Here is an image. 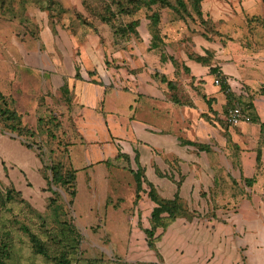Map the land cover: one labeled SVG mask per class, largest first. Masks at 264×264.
I'll list each match as a JSON object with an SVG mask.
<instances>
[{"label": "rangeland", "instance_id": "374dc122", "mask_svg": "<svg viewBox=\"0 0 264 264\" xmlns=\"http://www.w3.org/2000/svg\"><path fill=\"white\" fill-rule=\"evenodd\" d=\"M248 5H252V9L246 8ZM202 8L211 28L222 31L225 36L220 38L222 34L216 36L211 31L208 34L226 46V51L241 50L243 54L240 55L243 56L247 52V45L251 46L248 30L257 28L264 33V27L259 26L258 21H251V16L264 18V3L260 0H203ZM159 11L161 32L166 45L150 48L151 36L147 30L148 20L144 10L133 16H124L120 22L115 20L116 25H124L132 19H140L137 33L120 35L114 32L111 24L91 17L83 0H0V91L8 98L10 108L21 115L22 123L36 130L35 136L25 138L32 144L40 145L45 157L62 163L66 168L72 165L79 170L76 176L78 197L75 203L77 206L80 204L81 210L76 209L75 205L70 207L68 196L58 188L56 223L43 217L39 219L33 211H30L33 216L28 217V211L21 205L25 212L13 215V228L5 233L0 232V239L10 235L20 246L21 264H47L41 256L32 254L24 234V227L28 225L39 231L41 220L48 229L66 228L65 223H74L81 232L79 254L83 259H100L104 264H119L117 258L130 263L177 264L169 261V248L165 241L167 229L163 233L161 228L156 231V235L161 233L162 236L154 249L147 246L143 229L149 227V216L154 204L145 192H141V199L136 206L132 203L135 182L130 169H136L134 153H131L128 161L123 157L115 158L122 146L117 147L113 153L110 149L101 151V156L108 158L109 164L102 165L107 173L96 187L91 186L85 170L88 160H92L94 165L105 161L94 159L98 152L93 149V143L88 141L91 136L99 139L106 136L102 124L91 116L94 114L100 118V112L107 110V129L111 134L121 136L128 119L129 105L138 102L135 101L138 96L136 92L149 82L154 81L158 85V118L170 119L172 124L169 130L178 139H188L182 128L191 129L190 125L194 122L190 110L185 114L183 104H189L191 96L199 99L200 93L197 87L187 83L188 72L182 70L180 60L194 46L192 37L205 32V29L195 15L192 19L181 20L168 8H160ZM252 23L255 25L250 26ZM161 51L178 60V69H175L168 56L164 61L161 60ZM246 61L242 60L243 66ZM75 66L79 68L81 79L73 77ZM160 71L166 73L165 81H161ZM246 71L243 69V72ZM249 71H252L250 77L256 88L255 93L264 94V73ZM208 77L212 80L216 78L212 74ZM168 79H173L174 84L167 85ZM63 82H67L69 87V102L59 90ZM87 83L101 84L107 89L103 104L97 100L96 110L76 100L77 89L87 86ZM260 109L264 119V106ZM6 124L0 120V127L11 132ZM205 145V152H210L209 145L212 144ZM226 149L225 152L229 150L227 156L232 155L235 161L233 153L236 149L232 144H228ZM197 151L194 153L199 157V164L191 163L188 168L180 167L181 159L176 154L165 155L159 152L162 170L153 163L156 174L178 175L181 181L185 174L194 172L198 177L206 172L210 177L214 173L213 168L215 173L221 171L217 165L211 170L205 169L202 165L206 161L204 150L197 148ZM102 167L95 168V173L98 174ZM224 189V197L221 198L218 197L217 187L208 190L201 188L197 199L193 198L192 192L190 205L179 198L186 209L179 216L180 221L188 222L189 225L205 222L207 227V221L213 219L223 223L232 222L227 216L229 202H225L229 194ZM88 191L93 198L90 206L85 204L83 198ZM238 231L240 236L245 235V231L242 234L241 230ZM234 234L237 235L235 230ZM172 250L173 253L184 254L179 246Z\"/></svg>", "mask_w": 264, "mask_h": 264}, {"label": "crops", "instance_id": "0c3cea01", "mask_svg": "<svg viewBox=\"0 0 264 264\" xmlns=\"http://www.w3.org/2000/svg\"><path fill=\"white\" fill-rule=\"evenodd\" d=\"M260 2L263 3L261 0ZM246 8L252 9V5H248ZM258 18L251 16V21H258ZM257 24L264 27L259 21ZM254 25L252 23L250 26ZM219 32L222 34V31ZM248 35L251 38V46L247 45V52L241 56L240 53L243 54L240 52L241 50L238 52H233L235 49L226 51L228 48L220 44L221 42L214 39L208 40L202 34H197L192 37L194 46L180 60L182 70L185 71L183 65L189 69L187 83L197 87L200 93L199 99L191 96L189 104H183L185 114L191 111L194 123L190 125L191 129L183 127L182 131L185 132L188 140L212 144L209 145L210 152L206 153L204 150L206 161L202 165L207 170H211L214 165H217L221 168V171L218 170L219 173H215L213 168L214 173L210 177L206 175V172L198 177L194 172L190 175H182L183 179L179 188L175 184L179 181L178 175L156 174L153 163L162 170L160 167L162 157L159 152L165 155L176 154L181 159L179 162L181 168L183 166L188 168L191 163L199 164V157L194 153L197 151L195 146L185 145L183 148L181 139H178L177 135L169 130L172 124L170 119L161 120L158 118L159 90L154 81L145 84L141 90L136 92L138 96L135 101L138 100V102L129 105L128 119L121 136L113 135L107 129V110L103 109L100 112V118L94 114L91 116L99 124H102V130L106 135L103 139H99L97 136L88 137L89 140H87L93 143L96 153L100 152V155L97 153L94 159L104 160L106 158L101 156L103 155L101 151L110 149L113 153L120 146H122L123 152L130 154V157L131 153L136 151L139 163L145 168L146 177L161 196L172 198L178 190L179 198L190 205V194L194 192L193 198L197 199L198 191L201 188L208 190V188L217 187L219 198L224 197L223 188L228 191L229 195L225 202H229L227 216L232 222L223 223L213 219L207 221L209 223V227H207L205 222L189 225L188 222L180 221L178 216L168 226L165 241L169 248L170 262L177 264H264V119H262V110L260 109L262 105L264 106V94L255 93L256 88L253 87V80L250 77L252 71H249L256 70L264 73V42H262L264 33L255 28L249 29ZM224 36L222 34L220 38H224ZM206 50L214 51L213 59L209 65L189 57V54L205 55ZM243 59L247 60L244 62V66L242 65ZM212 66H217L218 76L216 73L212 75L220 78L218 84L215 83L214 78L212 80L208 77L211 74L209 68ZM243 69L248 71L243 72ZM160 72V77L165 76L164 71ZM172 80L168 79L167 85H169L168 81ZM223 82L226 83L227 88L223 87ZM256 83L259 82L256 81ZM87 84V86L77 89L76 100L79 104L91 105L96 110L97 100L99 99V102L103 104V96L107 89L101 84ZM228 91L236 95V98L228 101ZM242 100L252 104L251 112L257 116V120H253L249 114L241 111L251 119V123L230 126L225 114L230 107L241 106ZM176 103L178 104V101ZM134 114L137 116L133 117ZM228 144H232L236 149L233 153L236 157L235 161L232 159V155L227 156L229 150L225 152ZM197 152L202 153V151ZM91 164L93 161L88 160L85 170L91 186L96 187L107 172L102 167V165L105 166V163ZM99 166L102 169L96 174L95 168ZM212 182H216L217 185H213ZM233 183L235 184L233 185ZM7 187H13L19 191L25 200L23 205L28 212H36L45 220L57 222V204L53 208L48 207L49 198L53 194L48 189L47 179L37 150L27 147L22 138L0 128V188ZM92 194L94 196V192ZM76 197H78V191ZM76 197L73 205L76 209L81 210L80 204L77 206L75 203ZM83 198L86 200V205L90 206L93 203L89 191L84 193ZM88 201L90 203H87ZM185 224L187 226H184ZM234 230L237 235L234 234ZM238 230H241V234L245 231V235L240 236ZM178 246L183 249V255L173 253L172 249L176 250Z\"/></svg>", "mask_w": 264, "mask_h": 264}, {"label": "trees", "instance_id": "16d2710c", "mask_svg": "<svg viewBox=\"0 0 264 264\" xmlns=\"http://www.w3.org/2000/svg\"><path fill=\"white\" fill-rule=\"evenodd\" d=\"M261 1L264 3V0ZM202 2L203 0H98L96 2L83 0L84 7L91 17L106 24H111L114 26V32L120 35L137 33L140 19H132L124 25H116L115 20H119L120 22L122 17L133 16L140 10H144L145 18L148 20L147 30L151 36L150 48H161L166 45L164 35L161 32L160 8H168L172 10L181 20L192 19L195 15L200 19V24H202L205 29V32L201 33L203 37L212 40L211 36L208 34L209 31L214 35L219 36L221 33L212 29L209 20L205 19ZM258 21L260 24L264 25V18H258ZM213 55V50H206L205 55L189 54V57L197 62L209 65L213 59ZM166 56H168L169 61L173 64L175 69H178V60L173 55H166L164 51H161V60L164 61L167 58ZM183 68L186 72H189V69L185 65H183ZM209 73H216L218 76L219 73L217 72V66L210 67ZM73 77L75 79H81L78 66H75ZM217 78L220 82V78ZM165 79V76L162 75L161 81H165ZM168 84L174 83L173 81H168ZM223 87L227 88V85L224 82ZM59 90L66 96V99L69 102L70 97L67 82H63L59 87ZM227 98L228 101H230L232 98H236V95L228 91ZM7 100L8 98L0 91V120L7 123L6 127L13 134L22 138L27 147H33L37 150V155L42 162L45 178L47 179L48 189L51 190L53 194V196L49 198L48 207L53 208V206L57 204L58 188H61L68 196V205L72 207L78 191L76 176L79 170L72 165H69V167L66 168L62 163L45 157L40 145H35L29 142L25 137L35 136L36 130L30 126H25V124L22 123L21 115L13 108H10ZM240 105L239 108L243 113L249 114L253 120H257V116L251 112V103L248 104L242 100ZM41 120L42 119H39V121ZM261 128H263V125H261ZM1 129L6 131L3 128ZM180 142L183 145H193L199 150H207V145L205 144H199L188 139H181ZM258 156L259 151L257 152V158ZM122 157L128 161H130L131 158L129 153L123 152L120 148L115 158L119 159ZM133 160L136 164V169H130L135 182L134 199L132 203L136 206L141 199V192H145L154 204L149 216V227L143 229V232L146 235L147 246L154 249L156 242L159 241L162 236L161 233L156 235V231L161 228L163 233L178 216H181L186 212V209L180 202L178 190L172 198H164L158 193L156 187L147 179L144 167L141 166L138 161L136 151H134ZM104 163L108 166V159H105ZM180 182V180L177 182L178 188ZM144 185H146V187H144ZM24 202L25 200L21 197L19 191H16L13 187H7L4 189L0 188V232L5 233L13 228V215L25 212L21 206ZM27 216L30 217L33 215L28 212ZM37 217L40 219L42 216L37 215ZM40 225L41 229L39 231L32 226H25L24 234L26 235V242L28 247H30L32 254L41 256L45 263L104 264L100 259H83L81 257L79 254L81 251L79 248L81 245V232L74 223H65L66 228L54 227L48 229L44 226V221L41 220ZM20 255V246L10 235L0 239V264H21ZM116 262L119 264H156L155 262L130 263L119 258H117Z\"/></svg>", "mask_w": 264, "mask_h": 264}, {"label": "built area", "instance_id": "2783aa9c", "mask_svg": "<svg viewBox=\"0 0 264 264\" xmlns=\"http://www.w3.org/2000/svg\"><path fill=\"white\" fill-rule=\"evenodd\" d=\"M214 81L216 84L219 83L218 78H215ZM225 118L230 126L249 125L251 123V119L241 112L238 105L230 107L225 114Z\"/></svg>", "mask_w": 264, "mask_h": 264}, {"label": "bare ground", "instance_id": "6f19581e", "mask_svg": "<svg viewBox=\"0 0 264 264\" xmlns=\"http://www.w3.org/2000/svg\"><path fill=\"white\" fill-rule=\"evenodd\" d=\"M257 263V262H256Z\"/></svg>", "mask_w": 264, "mask_h": 264}]
</instances>
